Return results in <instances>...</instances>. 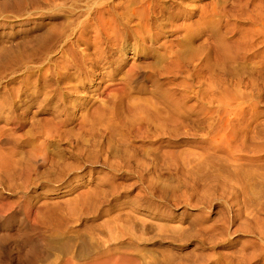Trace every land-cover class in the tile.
I'll return each instance as SVG.
<instances>
[{"label":"rangeland","instance_id":"1","mask_svg":"<svg viewBox=\"0 0 264 264\" xmlns=\"http://www.w3.org/2000/svg\"><path fill=\"white\" fill-rule=\"evenodd\" d=\"M0 153V264H264V0H0Z\"/></svg>","mask_w":264,"mask_h":264},{"label":"bare ground","instance_id":"2","mask_svg":"<svg viewBox=\"0 0 264 264\" xmlns=\"http://www.w3.org/2000/svg\"><path fill=\"white\" fill-rule=\"evenodd\" d=\"M145 11V6H143L142 11H134L133 14H138L140 12V16L139 19L142 22V17H143V13ZM154 22V20H152ZM83 43H86L85 41H83ZM86 55V54H85ZM87 57H89L88 55H86ZM108 52L107 51H100V57L99 60H97V62H100L104 59H106L108 57ZM72 60L75 61L74 63H79V60H83L85 57L84 55L79 51V50H73V55H72ZM71 60V61H72ZM72 61V62H73ZM73 64V63H72ZM67 77V76H65ZM69 115L66 113L65 115H63L62 117H60L59 119L55 120L56 122H50L48 120L41 122V124L45 125V126H49L47 127L45 130H42L41 132L45 135L46 140L44 139L43 141H36L35 139L30 140V146H31V153L29 156L27 157H23L21 160L24 161H18L19 164L22 163L24 171L27 173L28 177H31V173L35 172L36 174L39 173V169L41 166L45 165L48 160H49V148H50V141H48L49 139H51L52 137L56 136V137H60L63 138L67 131H63L61 126H64L68 121H69ZM21 141V140H20ZM3 142L7 143L10 142V138L7 136V134H5L3 136ZM22 142V141H21ZM78 149L79 151L83 150V144L78 145ZM4 157V155H3ZM2 154L0 153V167L5 166L6 161H5V157L3 158ZM7 160V165L10 166L11 165V160L8 157L6 158ZM68 165L66 163H62L60 161H53L52 165H51V169H61L62 171L67 169ZM50 169L45 170L46 173L49 172ZM1 172V170H0ZM25 237H26V243L27 246L25 248V250L21 253V257H23V260H26L30 263H33L36 259V257L38 256L41 247H40V243L33 239L32 237H30L28 235V231L25 230L24 231ZM4 240V236H0V257H2V243Z\"/></svg>","mask_w":264,"mask_h":264}]
</instances>
